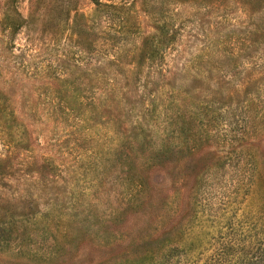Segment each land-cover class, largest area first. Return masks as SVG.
I'll return each mask as SVG.
<instances>
[{
    "label": "rangeland",
    "instance_id": "1",
    "mask_svg": "<svg viewBox=\"0 0 264 264\" xmlns=\"http://www.w3.org/2000/svg\"><path fill=\"white\" fill-rule=\"evenodd\" d=\"M98 1L129 5L135 46L155 32L153 0ZM9 3L0 264H264V9L171 4L182 32L162 79L127 52L97 78L67 28L9 34ZM10 4L27 15L28 0ZM247 76L258 87L245 94Z\"/></svg>",
    "mask_w": 264,
    "mask_h": 264
},
{
    "label": "trees",
    "instance_id": "2",
    "mask_svg": "<svg viewBox=\"0 0 264 264\" xmlns=\"http://www.w3.org/2000/svg\"><path fill=\"white\" fill-rule=\"evenodd\" d=\"M14 3V0H9ZM8 4L4 14L3 25L7 26L9 34L19 30L21 27L31 25L32 29L39 24L43 30L52 29L54 33L68 29V35L74 34L77 46L85 45L88 49L92 64L89 68L94 76L102 77L111 72L110 66L114 59L122 52H127L129 56H139L140 64L149 62V72L162 79L163 73L161 66L165 57V49L173 43L175 38L180 37L182 32L180 16L177 17L178 23L172 24L175 14L168 6L171 4H192L198 8H218L224 12L228 5L233 4L244 7L249 13L264 9V0H153L148 4L151 7L150 18L154 20L152 34L140 37L139 44L135 46L133 39L137 22L132 20L129 5L105 3L98 0L94 1V9L90 17L78 12L76 0H28V13L25 17L21 16L16 6ZM102 18V19H101ZM69 19V20H68ZM103 22V25H100ZM134 37V38H133ZM131 46V47H126ZM132 54V55H131ZM232 56V52H230ZM59 69L61 66L58 64ZM166 69H163V72ZM68 74V71L66 72ZM97 77V78H98ZM262 77V75L260 76ZM59 79V78H58ZM247 76L241 83L242 92L245 94L254 92L252 88L258 82ZM253 80V81H251ZM259 80V79H258ZM264 81V78H263ZM167 84H169L167 82ZM258 86H255L257 88ZM244 88V89H243ZM121 97L125 96L120 92ZM165 127L163 128L164 131ZM162 131V136L166 134ZM167 131V128H166ZM250 176L255 178L257 175L254 159H249ZM250 182V181H249ZM252 193H255V182L251 180ZM254 189V190H253ZM239 237V236H238ZM234 240V247L239 246L240 238ZM258 249V248H256ZM264 254V249L263 252ZM255 258V256H254Z\"/></svg>",
    "mask_w": 264,
    "mask_h": 264
}]
</instances>
